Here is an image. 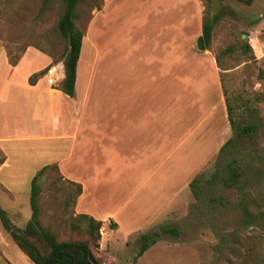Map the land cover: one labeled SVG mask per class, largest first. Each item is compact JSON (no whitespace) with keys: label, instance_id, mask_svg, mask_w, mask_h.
<instances>
[{"label":"rangeland","instance_id":"rangeland-1","mask_svg":"<svg viewBox=\"0 0 264 264\" xmlns=\"http://www.w3.org/2000/svg\"><path fill=\"white\" fill-rule=\"evenodd\" d=\"M60 11V0H52L47 7L43 0H0V128L4 121L8 130H17L23 124H27L25 129L30 130L43 121L41 117H33L32 105L26 104L29 102L28 93L33 91L23 83V78L28 75V82L31 74L41 72L37 79H45L52 88L59 86L58 68L65 45L57 30ZM77 11L75 24L83 34L79 81L80 78L84 81L88 70L95 74L97 48L102 62L106 61L110 67L106 76L111 75L112 78V83L105 87L111 94L110 100L104 97L98 108L91 92L88 105L90 103L101 116L105 112L112 113L117 100L116 82L121 81L119 86L124 90L136 83L137 107L144 108L140 102L146 96L148 119L159 120L164 116L155 126L148 120L151 132L158 125L178 123L186 127L190 124L189 120L184 122L183 113L170 104L169 97L166 98L170 94L158 92L160 83L153 79L156 78L153 71L161 69L163 57L172 49L177 50L180 44L173 35L166 40L168 35L161 28L170 20L176 23L175 26L183 18L189 21L187 14L193 12L194 18L188 27L191 33L185 35L186 38L201 29L204 16L220 13L221 18L213 28L211 45L204 54L219 58L225 109L227 100L235 121V126L230 127L225 148L210 158L194 176L203 178L199 189L201 195L194 197L189 187L194 177L191 178L185 193L180 195L182 202L178 207H170L163 214L160 212L155 221L150 220L156 217L152 216L155 206L148 207L145 202L144 206L137 203L121 206L117 212L109 210L119 198L122 199L123 194L113 195L112 205L99 203L94 207L87 195L81 200L79 209L84 212L98 210L117 214L116 219L106 215L100 220L99 246L93 248L98 263L264 264V0H254L250 5L235 0H211L209 5L203 0H86L77 7ZM185 42V47L189 48L191 43H187V38ZM246 43L250 49L244 47ZM226 47L230 49L223 54ZM23 59L25 61L19 69L12 71L10 65H16ZM157 60L160 66L155 63ZM51 67L55 70L49 74ZM41 85H44L43 81ZM144 86L148 87V96L141 93L146 90ZM159 93H164L165 98ZM19 101L23 103L22 111L17 106ZM204 112L205 106L201 105L197 116L204 115ZM226 121L230 125L227 111ZM242 122L257 124L256 131L248 136H238V125ZM184 132L175 136L178 142H181L180 136L183 135L180 134ZM46 142L32 139L0 142V206L12 224L23 228L27 222L26 208L29 216L31 214L28 199L31 178L48 165L39 180L40 222L59 240H85L87 235L68 227L71 216L82 212L76 209L77 198L73 203L74 181L62 175L56 164V159L60 160L72 146L70 155L73 158H65L62 168L80 183L87 184L90 177L87 168H82L78 160L81 158H77L81 153L80 137L74 145L73 142L53 141L56 149L52 148L51 142ZM83 144V149L91 146L88 142ZM167 147L172 150L173 146ZM227 162L233 163L237 176L233 183L225 184L220 179L227 178L223 170ZM116 172L119 174L120 170ZM213 172L218 173V179L209 182ZM243 199H249L247 207L258 214L257 219L245 225L241 223L240 211ZM115 220L118 223L110 224ZM136 222L138 224L131 225ZM163 225L175 226L177 233L163 232ZM154 232H158L159 237L140 256H136L141 235ZM6 255V259L14 264L23 263L13 254ZM0 264H6L1 256Z\"/></svg>","mask_w":264,"mask_h":264},{"label":"crops","instance_id":"crops-1","mask_svg":"<svg viewBox=\"0 0 264 264\" xmlns=\"http://www.w3.org/2000/svg\"><path fill=\"white\" fill-rule=\"evenodd\" d=\"M192 17L194 18V13H188L189 21L183 18L175 26L176 23L170 20L167 26L161 28L168 35L166 40H170V36L173 35L180 44L177 50L174 48L163 57L161 69L153 71L156 75L153 79L160 83L158 92L170 94L166 98L169 97L170 104L183 113L184 122L189 120V126L170 123V126L158 125L157 131L151 132L148 124V120L150 121L147 109L148 98L145 96L140 102L144 108L137 107L136 83L124 90V87L119 86L121 81L116 82L118 83V90L115 93L117 100L112 113L105 112V115L101 116L98 110L92 109L93 106L90 103L88 105L91 92H93V102L99 106L100 101L102 105L104 97L110 100L111 94L107 93L105 87L112 83L111 75L106 76L110 67H107L106 61L102 62L101 53L97 48L96 72L94 74L88 70L83 82L81 78L79 81L78 61L73 97L48 86L43 78L37 79L31 85L26 81L28 76L26 75L23 83L30 86L33 91L28 93L29 102L27 101L26 104L32 105V116L41 117L43 121L30 130L25 129L27 124H23L17 130L10 128L8 130L3 121L1 123L3 126L0 128V142L32 139L51 142L53 148V141L58 140L63 143L66 141L71 144L73 142L74 145L80 137L81 153L77 158H81L78 159L81 167L87 168L86 172L90 176L87 184L83 181L80 183L77 181L79 179H74L62 168L65 158H73L70 155L73 151L72 146L68 148V152L63 153L60 160L56 159V164L62 175L81 185V193L76 199V209L97 220H102L106 215L116 219L117 214L98 210H89L87 213L79 209V203L86 195L88 198L91 197L90 202L95 207L99 203L112 205L113 195L123 194L122 199L119 198L118 203L109 209L111 211L137 203L144 206L145 202L148 207L153 205L155 212L152 216H156L150 218L153 221L160 217V212L163 214L170 207H178L182 202L180 195L185 193L188 181L217 154L230 135V125L226 121L224 93L215 57L205 55L207 50L198 52L194 49L195 40L201 34V29L199 28L192 36H186L187 43H191L189 48L184 45L185 35L191 33L188 32V27H191ZM171 40L174 42V39ZM24 61L23 59L16 65H10L11 70L17 71ZM46 61H48L47 57ZM155 63L160 66L159 60ZM124 70L127 73V69ZM58 74L61 81L64 76L62 63L58 68ZM134 74H136L135 67ZM41 81L44 85H41ZM145 89L141 93L148 96V87ZM159 95L165 98L164 93ZM200 104L205 106L206 112L197 116ZM22 105L23 103L19 101L17 105L19 111L23 110ZM160 117L159 120L150 123L155 126L164 116ZM184 130H187V133ZM180 132L184 133L180 134L183 137L179 135L181 142H178L175 136ZM188 138L190 140H186ZM85 142L90 143L91 146L87 145L83 149ZM176 143L179 144L178 147ZM167 146H173L172 150ZM143 166L144 170H141ZM117 169L120 170L119 174L116 172ZM25 216L28 221L30 216L27 208ZM115 221L118 223L117 220ZM136 224L138 222L131 225ZM15 245L8 233L0 226V256L5 258L6 264H14L6 259L8 253L23 260L22 264H32Z\"/></svg>","mask_w":264,"mask_h":264},{"label":"trees","instance_id":"trees-1","mask_svg":"<svg viewBox=\"0 0 264 264\" xmlns=\"http://www.w3.org/2000/svg\"><path fill=\"white\" fill-rule=\"evenodd\" d=\"M52 0H43V4L47 7L50 6ZM86 0H60L61 11L57 19V30L60 37L65 41L61 53V61L63 65L64 76L59 82V89L62 93L69 97L75 95L76 84V72L77 65L80 57L82 47V32L76 26L75 20L78 17L77 7L84 3ZM206 4H210L211 0H203ZM225 1V0H220ZM245 5H250L254 0H235ZM221 18V14L216 12L213 14H207L202 19L201 34L196 38L194 43V49L198 52L207 50L211 45L213 36L214 25ZM245 33H242L244 36ZM244 47L250 49V46L246 43ZM229 47L222 50L223 54L229 51ZM215 61L217 66L221 67L219 58L215 55ZM224 69V68H221ZM41 72L33 73L28 78L29 84H34L36 79L41 75ZM226 101V111L230 127L235 126L234 118L232 117L231 107ZM253 111H256L255 109ZM257 124L251 122H242L238 125V136H248L250 133L255 132ZM229 140L224 142L220 150L225 148ZM3 162V161H2ZM48 165L40 168L31 178L29 188V206L31 210L30 217L23 228H19L12 224L5 212L0 206V225L2 229L8 233L12 241L17 247L27 256L32 264H99L97 258L93 254V248L99 246L100 240V228L101 221L93 218L91 215L85 213H79L72 215L68 224V227L72 231H78L85 235V240H59L55 233L49 228L44 227L40 222V205L39 198L41 194L40 178L43 172L48 168ZM56 167V166H54ZM227 178H221L220 180L228 184L233 183L237 176L235 166L232 162L225 163L223 167ZM218 179V173L213 172L208 179L210 182H214ZM203 182L202 176L194 177L189 183V187L194 197H199L200 184ZM75 185L74 201L81 193V185L77 182H73ZM249 199H243L240 202L241 211V223L249 224L258 218L257 212L251 211L247 207ZM251 202V201H250ZM115 222H110L114 224ZM163 232L168 234H176L177 228L171 225L161 226ZM159 237L158 232L153 234L141 235V245L136 256H140L151 244H153L156 238Z\"/></svg>","mask_w":264,"mask_h":264},{"label":"built area","instance_id":"built-area-1","mask_svg":"<svg viewBox=\"0 0 264 264\" xmlns=\"http://www.w3.org/2000/svg\"><path fill=\"white\" fill-rule=\"evenodd\" d=\"M54 70H55V67H51V68H49L48 73L50 74V73H52V71H54Z\"/></svg>","mask_w":264,"mask_h":264}]
</instances>
